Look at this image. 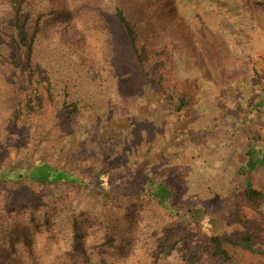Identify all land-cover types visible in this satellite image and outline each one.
<instances>
[{
  "label": "rangeland",
  "instance_id": "374dc122",
  "mask_svg": "<svg viewBox=\"0 0 264 264\" xmlns=\"http://www.w3.org/2000/svg\"><path fill=\"white\" fill-rule=\"evenodd\" d=\"M165 2L65 0L64 16L42 18L35 82L10 83L0 68V174L43 162L103 181H1L0 264H224L211 237L248 231L253 249L227 244L228 264H264V198L244 195L249 180L264 193V0ZM118 8L161 89L140 77ZM165 90L184 94L182 111ZM40 93L44 106L27 114ZM115 176L144 186L123 193ZM158 182L175 191L169 205L151 196ZM74 221L86 255L71 251Z\"/></svg>",
  "mask_w": 264,
  "mask_h": 264
},
{
  "label": "trees",
  "instance_id": "16d2710c",
  "mask_svg": "<svg viewBox=\"0 0 264 264\" xmlns=\"http://www.w3.org/2000/svg\"><path fill=\"white\" fill-rule=\"evenodd\" d=\"M169 0H166L168 2ZM165 2V3H166ZM65 0H0V68H7L10 71L11 78L9 82L13 84H19L24 87V82H35V55L37 50V39L42 31L44 24L42 18L44 16H50L60 18L64 16L66 12ZM113 19L121 26L124 36L127 37L130 47L133 50L136 59L138 61V69L140 71V77L149 84L147 87L154 88V85L158 88V81L152 76V68H150V56L147 52V46H139V30L132 20L128 19L126 14L121 8H118L114 13ZM164 63V62H163ZM156 69L154 68L153 71ZM26 75V78H24ZM24 79V80H23ZM129 81V80H128ZM166 91V90H165ZM165 96L170 104H173L178 111H182L184 106L187 105L188 100L184 94L179 93L175 98H171V95L166 91ZM29 105L32 107L30 110L26 109L27 114H32L35 108L40 109L44 106L43 94H36L29 98ZM40 104V105H39ZM25 112V111H24ZM18 117V114H17ZM35 128L40 132L45 129L43 126V120L40 118L35 123ZM39 134H33V136ZM35 138V137H33ZM34 140V139H33ZM249 151L247 152V156ZM251 159L248 160L247 167H243L242 170L248 172L252 168ZM264 166V159L262 162ZM9 170L3 171L0 174V182L7 181L8 179L17 180L19 178L27 177L32 181H36L43 184H50L56 182H71L78 183L80 185L90 186L93 189L103 190V181L100 172L92 171L88 168L71 169L70 171L53 170L52 167L40 162L37 165L32 166L29 170H25L24 173ZM118 176L113 177L114 183L118 189L123 192H132L137 194L138 189H142V185L139 181L133 182L130 185L120 181ZM151 196L162 206L169 205L170 201L174 200L175 191L167 185L165 182H158L156 185H152ZM245 197L251 203H259L264 198V193L260 190L253 188L251 181L247 183V188L244 191ZM73 246L71 251L75 255H86L87 247L84 243V234L81 233L79 224L73 222ZM255 237V233L248 231L240 235L236 239L230 237H224L221 235H214L211 237V242L214 247V255L222 258L224 264H228L231 260L230 251L228 245L234 247H244L247 249L252 248V239ZM167 247V246H166ZM175 245L169 246L166 251L167 255H171L175 249ZM163 252L160 248L155 253L156 258ZM10 261V260H9ZM187 264H192V259L186 261Z\"/></svg>",
  "mask_w": 264,
  "mask_h": 264
}]
</instances>
